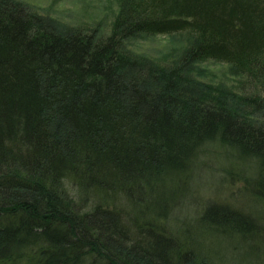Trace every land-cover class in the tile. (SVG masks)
<instances>
[{
	"label": "trees",
	"instance_id": "trees-1",
	"mask_svg": "<svg viewBox=\"0 0 264 264\" xmlns=\"http://www.w3.org/2000/svg\"><path fill=\"white\" fill-rule=\"evenodd\" d=\"M121 7L100 38L55 30L0 0V264H86L90 253L94 264H191L158 222L146 244L112 206L78 213L63 190L68 177L106 197L130 180L141 193L161 174L193 171L194 158L218 144L255 165L250 190L264 198V91L239 109L124 48L141 32L191 30L201 57L229 62L264 90V0ZM219 212L206 209L204 220L222 232L235 224L245 238L254 233L255 221Z\"/></svg>",
	"mask_w": 264,
	"mask_h": 264
},
{
	"label": "rangeland",
	"instance_id": "rangeland-1",
	"mask_svg": "<svg viewBox=\"0 0 264 264\" xmlns=\"http://www.w3.org/2000/svg\"><path fill=\"white\" fill-rule=\"evenodd\" d=\"M7 1L33 11L55 30L96 31L100 38L110 35L122 13L121 0ZM194 43L191 30L169 34L153 31L125 40L124 48L132 58L140 57L166 69H177L185 74L186 82L195 85L194 89L205 90L212 98L230 100V104L238 101L239 109L247 107V98L257 97L264 91L262 86L253 85L247 74L235 71L229 62L201 57L194 50ZM204 153L194 158L193 171H185L186 167L179 173L161 174L141 193L137 190L139 184L130 180L123 185L125 191L112 185L106 197L91 185H76L74 177L65 180L63 190L80 214L94 207L112 206L131 235L138 236L141 243L153 244L155 237L148 239V229L158 222L165 236L175 240L182 253H189L191 264H264V198L253 192L255 165L218 144L208 146ZM208 208L255 221L254 233L247 239L242 231H234L236 225L229 226L230 223L225 226V232L220 231L204 220ZM141 230L146 231V237L139 234ZM88 255L91 262L86 264L98 262L95 255Z\"/></svg>",
	"mask_w": 264,
	"mask_h": 264
}]
</instances>
